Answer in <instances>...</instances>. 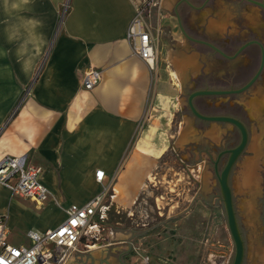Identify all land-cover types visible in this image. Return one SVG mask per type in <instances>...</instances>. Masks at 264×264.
Instances as JSON below:
<instances>
[{
	"label": "crops",
	"instance_id": "obj_1",
	"mask_svg": "<svg viewBox=\"0 0 264 264\" xmlns=\"http://www.w3.org/2000/svg\"><path fill=\"white\" fill-rule=\"evenodd\" d=\"M142 1L0 0V158L24 155L40 165L41 181L51 192L39 205L0 184V214H6L8 231L24 235L16 241L7 237L9 243L29 244L28 229L55 227L65 218L64 206L86 202L103 186L115 191L114 175L133 144L151 95L169 96L173 102L181 91L165 77L164 36L180 43L201 31L211 40L222 34L264 39V9L257 3L264 0H203L199 5L198 0H161L160 9L167 13L147 22L156 43L151 69L125 37L135 6ZM197 55L194 50L184 52V69L195 66L192 59ZM89 66L101 70V80L85 89L82 76ZM170 87L177 88L176 95ZM136 154L126 170L131 175L145 162ZM96 169L105 171L103 182L95 180ZM194 181L197 187L189 200L198 192V201L209 204L211 192L201 190L202 176Z\"/></svg>",
	"mask_w": 264,
	"mask_h": 264
},
{
	"label": "rangeland",
	"instance_id": "obj_2",
	"mask_svg": "<svg viewBox=\"0 0 264 264\" xmlns=\"http://www.w3.org/2000/svg\"><path fill=\"white\" fill-rule=\"evenodd\" d=\"M161 2V0H150V3L146 5L144 18L147 22H154L158 15L167 13L166 10L160 9ZM202 2L204 1H196L198 5ZM199 36L219 46L226 53L237 48L241 40L240 38L233 40L231 45L227 44L226 34L212 40L203 31ZM164 39L167 48L163 53L168 58L166 60L164 57L161 63L167 70L165 71L167 81L178 84L186 77L188 80L190 73L191 75L199 73L204 65V71L209 73V76L213 75V79L204 78L199 85L211 84L217 87L221 84V79L225 85L233 84L227 76V70H230L228 61L219 54L216 55L215 51L207 46L194 45L187 40L180 43L174 40L167 41L165 36ZM191 47L194 51H198L197 57L192 59L195 61V66L184 69V52L191 50ZM243 63H247V59H243ZM175 70L179 71L177 72L178 80L171 73ZM249 73L237 74L233 80L234 84L243 83L250 76ZM170 88V92L176 95L177 88ZM188 90L190 87L182 89L184 93ZM162 96L155 92L148 100L133 144L114 175V180L118 181L114 187L115 191L110 187L103 197V203L106 205V215L102 222L103 239L109 238L111 243L117 238L123 241L114 244L103 241L102 244L90 249L80 247V250L74 251L60 264H209L206 258L207 252L218 247L215 245L217 242L222 243L230 253L229 264H231L235 251L234 242L227 226L220 189L212 173L209 159V157H215L217 150L222 147V145H216L220 143V137L174 136L173 129L177 124L175 120L178 119L176 108L183 104L184 97L181 91L177 92L173 102L172 98H168L169 96ZM255 97L250 98L249 105L254 104V99H258ZM213 109L210 107L207 110L214 111ZM184 112L188 113V110L185 109ZM251 116L253 121L250 123L249 140L232 169L229 182L245 240L243 264H264L262 220L264 215V131L257 133L255 127L259 123H257V112ZM173 120L175 122H172ZM260 125L262 130V122ZM200 138H203L204 144L208 145L210 149L208 153L193 150L190 145H186L192 140L198 142ZM236 140L238 137L232 139L233 142ZM153 146L156 148L153 149ZM136 152L142 154L145 162L133 170V181H131L132 175L126 173V170L128 163L137 156ZM224 163L225 157L221 160L220 168ZM250 166H253L251 170L248 169ZM146 174L149 180L146 179ZM199 176H202L204 180V187L202 186L201 190L206 193L211 192L209 204H205L203 200H200L201 198H199L200 202L198 201V192L194 199L189 200L197 187L194 177ZM135 180L139 182L136 183ZM142 181H146L147 185L140 186ZM131 182L137 186H132ZM113 192L115 196H112ZM138 192L140 195L137 196ZM24 201L34 205L29 200ZM55 203L56 206H61L60 202ZM159 211L162 215L158 213ZM184 219H187L186 223ZM22 236H24L23 233L17 229H10L7 233L10 241H16ZM56 253L58 256L61 255L59 251Z\"/></svg>",
	"mask_w": 264,
	"mask_h": 264
},
{
	"label": "built area",
	"instance_id": "obj_3",
	"mask_svg": "<svg viewBox=\"0 0 264 264\" xmlns=\"http://www.w3.org/2000/svg\"><path fill=\"white\" fill-rule=\"evenodd\" d=\"M148 2V3H147ZM142 2L135 6L134 14L127 26L125 37L131 43L132 52L141 58L149 68H154L156 45L147 20L144 18L146 5ZM101 80V70L89 66L82 76V86L92 89ZM42 167L27 160L24 155H4L0 158V184L12 195L29 198L42 204L51 197V192L41 181ZM95 180L103 182L105 171L96 169ZM109 186L82 204L75 202L63 207L65 218L55 227L45 231L28 229L26 236L29 244H11L7 241L8 226L6 214H0V264H52L63 263L74 251L90 249L102 244V222L105 218L103 197ZM207 252L209 264H229L230 253L222 245ZM59 251L61 255H57Z\"/></svg>",
	"mask_w": 264,
	"mask_h": 264
},
{
	"label": "flooded vegetation",
	"instance_id": "obj_4",
	"mask_svg": "<svg viewBox=\"0 0 264 264\" xmlns=\"http://www.w3.org/2000/svg\"><path fill=\"white\" fill-rule=\"evenodd\" d=\"M197 34L198 33H196V35ZM236 39L233 38V36H229L227 40V44L232 45V41ZM186 40L194 45L207 46V48H210L211 50L215 51L216 55L219 54L220 57L228 61L229 63L228 65H230V70H227V76H228V80L233 84L228 83L227 85H225L224 81L221 79L222 82L217 87L212 86L211 84H205L204 86L199 85V82L201 80H204V78L213 79L212 77L213 75L209 76V73L204 71L203 64L199 73L194 75H191L190 73L188 80L187 77L185 76L186 78H184L183 81L179 82L178 83L179 85L177 84L181 89V94H183L184 101L182 105L176 108V111H178L176 112L178 115V119L175 120L177 124L176 125H174V123L172 124L175 126L173 129L174 136L175 135L183 136V133H185V135L188 137H212V136L220 137V143L216 145H220V146L222 145V147L219 150H217L215 157H209L212 173L216 178L219 187L217 172L219 173L221 172L222 168L224 167V165L228 160L229 152H227L226 150L235 147L239 143L241 138V130L234 122L230 120L227 121L208 120L196 116L192 112L188 104V96L193 91L202 90V89L228 90L227 93H221V94L197 95L192 99L193 106L196 108L198 112L206 116H227L238 120L245 127L248 134V140L251 131L250 123L251 121H253L251 119V115H254L251 114V112L253 110H256L257 123L258 122L259 123L255 127L257 133H260V131L261 133H263L264 131V39H259L258 37H254V36L250 38H242L237 48L232 50V52H228V53H226L219 46L212 44L206 38L200 37L199 34L196 37L188 35L186 36ZM246 43L248 44L243 49H240V47ZM191 50H194V48L191 47ZM243 59H247V63H243ZM238 72L242 74H246L247 72H250L249 73L250 76L240 85H235L233 80L234 78L237 77L236 75L239 74ZM257 72L258 75L256 79L247 88L241 91H235L243 87ZM187 87H190V90L184 93L182 89H185ZM252 97L255 98L258 97L257 100L254 99L253 101L254 107L253 105L251 107L249 106V100ZM210 107L214 108L213 109L214 111H208L207 109ZM185 109L188 110V113L184 112ZM175 121L173 120L172 122ZM261 122L263 127L262 130L260 125ZM234 137L236 138L238 137V140H236L235 142L232 141ZM203 140H204L203 138H200L198 142L192 140L187 142L186 145L188 146L190 145V147L193 150H202L203 152L208 153L210 149H208L207 144H204L205 141ZM223 143L225 144L224 146ZM200 146L201 148H199ZM244 150L242 151V153L244 152ZM242 153L238 156L235 163L238 161ZM223 157H225V163L220 168L221 160L223 159ZM182 163L185 165L184 161H182ZM235 163L231 168L229 174V180ZM236 217H237V213H236ZM262 220H263V228H264V218H262ZM237 221H238V217H237ZM239 228L241 230L240 224H239ZM244 244H245V240H244Z\"/></svg>",
	"mask_w": 264,
	"mask_h": 264
},
{
	"label": "water",
	"instance_id": "obj_5",
	"mask_svg": "<svg viewBox=\"0 0 264 264\" xmlns=\"http://www.w3.org/2000/svg\"><path fill=\"white\" fill-rule=\"evenodd\" d=\"M257 3L264 9L263 3L261 2H257ZM248 43L242 45L240 49H243ZM257 75H258V72L243 87L235 91H241L247 88L256 79ZM227 92L228 90H216V89L196 90L189 94L188 104L192 112L200 118L208 119V120H221V121L230 120L234 122L241 130V138H240L239 143L235 147L226 150L227 152H229L228 160L226 164L224 165V167L222 168L221 172L220 173L217 171L216 172H217V178H218V183H219V188H220V195H221V199H222L225 213H226L227 226L231 234V237L233 239L234 247H235V251H234L231 264H243V260L245 256V244H244L242 232L239 228V224H238L237 217H236L232 190L229 185V174H230L233 164L235 163L236 159L242 153V151L244 150L247 144L248 134L243 124L239 122L238 120L227 117V116L203 115L196 110V108L193 106V103H192V99L197 95H212V94H221V93H227Z\"/></svg>",
	"mask_w": 264,
	"mask_h": 264
},
{
	"label": "bare ground",
	"instance_id": "obj_6",
	"mask_svg": "<svg viewBox=\"0 0 264 264\" xmlns=\"http://www.w3.org/2000/svg\"><path fill=\"white\" fill-rule=\"evenodd\" d=\"M173 76L177 77L178 74H176V72H173L172 73ZM94 247H97V244L93 245ZM93 247V248H94ZM44 264H52V263H49V262H45Z\"/></svg>",
	"mask_w": 264,
	"mask_h": 264
}]
</instances>
